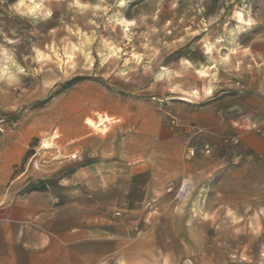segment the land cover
Masks as SVG:
<instances>
[{
    "label": "rangeland",
    "instance_id": "obj_1",
    "mask_svg": "<svg viewBox=\"0 0 264 264\" xmlns=\"http://www.w3.org/2000/svg\"><path fill=\"white\" fill-rule=\"evenodd\" d=\"M8 3L15 14L4 13ZM21 3L28 7L18 9ZM34 4L42 7L32 12ZM0 5V147L6 138L24 148L17 168L27 171L24 178L52 164L66 175L86 164L103 167L113 153L127 150L122 142L129 126L138 127L145 115L151 129L161 120L165 129L151 139V150L159 151L155 145L165 139L168 151L183 158L156 161L141 177L149 189L135 196L145 217L136 224V251L123 264H264V154L235 159L232 144L220 149L231 159L217 168L201 161L197 172L195 149L179 151L175 142L198 139L199 107L223 99L247 100L253 108L257 99L264 103V0ZM125 20L135 21L129 31ZM113 102L131 105L132 118L120 128H112L117 118L106 110ZM235 109L232 119L239 117ZM105 116L111 119L98 128L86 122ZM253 121H247L250 130ZM81 123L83 140L76 128ZM145 141L136 138L132 150L144 151ZM79 183L73 199L80 197ZM116 211L121 219L128 214Z\"/></svg>",
    "mask_w": 264,
    "mask_h": 264
},
{
    "label": "crops",
    "instance_id": "obj_2",
    "mask_svg": "<svg viewBox=\"0 0 264 264\" xmlns=\"http://www.w3.org/2000/svg\"><path fill=\"white\" fill-rule=\"evenodd\" d=\"M5 2L0 0V4ZM3 10L15 14L14 4L8 3ZM227 102L223 99L199 107L195 114L198 139L175 141L179 151L187 145L195 149L191 164L197 172L202 169L201 161H210L209 165L217 168L221 161L231 159L220 149L232 144L238 148L235 159L264 154V136L260 135L264 103L257 99L253 108L247 100L238 105ZM130 106L113 102L106 108L108 115L117 118L112 128H120L123 119L132 118ZM235 108H239V117L232 119ZM249 118L254 120L250 127L256 129H248ZM147 124L145 115L138 127L129 126L122 142L127 150L113 153L112 162L103 167L86 164L66 175L65 170L52 164L30 179L24 178L26 170L17 171L24 148L5 138L0 147V264H105L109 260L123 264L128 260L136 251V224L145 217L144 201L138 208L135 196L137 191L149 189V181L142 180L148 175L145 171L156 161L183 158L182 152L174 155L168 151L165 139L155 145L159 151H152L151 139L162 136L164 127L161 120L155 129ZM76 128L83 140L87 136L85 127L81 123ZM136 138L147 140L142 143L144 151L132 150ZM78 178L80 197L73 199L71 193L77 188L74 183ZM121 196L126 198L122 203ZM117 209L128 214L121 219L118 216L122 212Z\"/></svg>",
    "mask_w": 264,
    "mask_h": 264
},
{
    "label": "clouds",
    "instance_id": "obj_3",
    "mask_svg": "<svg viewBox=\"0 0 264 264\" xmlns=\"http://www.w3.org/2000/svg\"><path fill=\"white\" fill-rule=\"evenodd\" d=\"M78 6L79 7H84L83 5H78ZM20 7H28V5L21 3L20 5L17 6V8L19 9ZM41 7H42V4H34V7H31L30 10L32 12H36ZM48 15L51 16V12H48ZM236 16L239 17L241 20L243 19L242 15L240 13H237ZM121 23H123L125 25V31H127L129 27H131L132 25L135 24V21H127V20H125V21H121ZM248 23L251 24L252 21L249 20ZM208 50L211 51V48H209ZM114 54H115V52H114ZM5 55H7V53H5ZM38 55H39V58L42 59V60L43 59H47V57H45L43 53H38ZM69 59H71V57ZM140 59H141V57H139V56L136 57L137 61H139ZM20 71L23 72L24 69L20 68ZM3 72L6 75L7 74V69L5 68L3 70ZM201 74L203 75V73H201ZM89 123H90V121H89ZM45 146H47V144H45ZM229 215H232V213L229 212Z\"/></svg>",
    "mask_w": 264,
    "mask_h": 264
},
{
    "label": "bare ground",
    "instance_id": "obj_4",
    "mask_svg": "<svg viewBox=\"0 0 264 264\" xmlns=\"http://www.w3.org/2000/svg\"><path fill=\"white\" fill-rule=\"evenodd\" d=\"M123 27H124V29H125V25H124V24H123ZM129 28H130V27H129ZM129 28H128L127 31H129ZM107 119H111V118L108 117V116H105L103 119H101L100 122H95L94 120L88 118L86 122H87L90 126H92V127H94V128H98V127L100 126V123H101L103 120H107ZM89 121H90V123H89Z\"/></svg>",
    "mask_w": 264,
    "mask_h": 264
},
{
    "label": "trees",
    "instance_id": "obj_5",
    "mask_svg": "<svg viewBox=\"0 0 264 264\" xmlns=\"http://www.w3.org/2000/svg\"><path fill=\"white\" fill-rule=\"evenodd\" d=\"M72 84H74V83L70 82V83L68 84L67 87L71 86ZM59 92H60V91H59ZM59 92H58V93H59ZM34 188H35V187H34Z\"/></svg>",
    "mask_w": 264,
    "mask_h": 264
},
{
    "label": "built area",
    "instance_id": "obj_6",
    "mask_svg": "<svg viewBox=\"0 0 264 264\" xmlns=\"http://www.w3.org/2000/svg\"><path fill=\"white\" fill-rule=\"evenodd\" d=\"M119 214V213H118Z\"/></svg>",
    "mask_w": 264,
    "mask_h": 264
}]
</instances>
